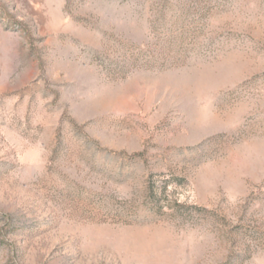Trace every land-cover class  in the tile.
I'll return each mask as SVG.
<instances>
[{
    "label": "rangeland",
    "instance_id": "1",
    "mask_svg": "<svg viewBox=\"0 0 264 264\" xmlns=\"http://www.w3.org/2000/svg\"><path fill=\"white\" fill-rule=\"evenodd\" d=\"M0 264H264V0H0Z\"/></svg>",
    "mask_w": 264,
    "mask_h": 264
},
{
    "label": "trees",
    "instance_id": "2",
    "mask_svg": "<svg viewBox=\"0 0 264 264\" xmlns=\"http://www.w3.org/2000/svg\"><path fill=\"white\" fill-rule=\"evenodd\" d=\"M147 191H148L149 194H153L154 191H153V188H152L151 185L148 186Z\"/></svg>",
    "mask_w": 264,
    "mask_h": 264
}]
</instances>
